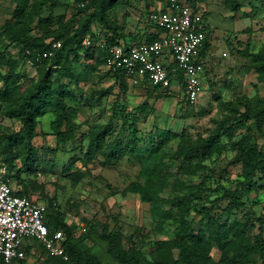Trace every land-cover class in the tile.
Returning <instances> with one entry per match:
<instances>
[{"label":"rangeland","instance_id":"374dc122","mask_svg":"<svg viewBox=\"0 0 264 264\" xmlns=\"http://www.w3.org/2000/svg\"><path fill=\"white\" fill-rule=\"evenodd\" d=\"M20 1L0 0V29L6 21L14 19V23L18 21L21 33L44 37L49 30L57 29L61 22L67 29L75 28L83 17V13H79L80 0H54L57 3H53V0H30L32 10H27L16 20L18 18L13 16ZM164 1L121 0L109 12V16L119 30L128 36L147 34L155 31L150 13L161 8ZM187 2L196 5L209 37L207 76L203 78L201 97L195 102L187 101L177 83L162 95H152L150 98H147L143 86H130L124 92L119 82L96 62V58L87 59L82 54L70 63L79 81L77 85L74 82L67 85L65 98V104L76 110V115L70 118V122L75 124L74 129L67 125L64 128L72 129L73 139L57 144L56 135L50 127L56 115L54 108L48 107L39 117L37 136L33 139L34 146L39 150L40 171L30 178L21 174L22 178L35 181L29 193L45 206L46 211L48 201L53 200L67 213V223L76 237L89 235L93 227L100 231L103 225H108L121 232L125 247L138 250L149 260L159 256L162 243L172 238L179 224L173 218L154 217L151 203L142 202L134 192L123 193L132 181L144 183L149 177L155 178L154 183L164 196L181 194L191 183L198 184L205 180L211 190L195 203L211 207L213 213L219 214L223 220L248 223L252 235L264 234V225L258 221L264 214V178L257 172L250 181L245 180L226 134L221 136V152L204 158L202 163L206 168L200 169L198 174L186 173L182 162L175 157V152L182 145L196 144L199 139L206 138L223 120L226 122L225 131L232 129L233 138L240 139L248 134L264 152V121L251 119L245 123V128L238 127L233 121H226L236 111L238 117L245 112L242 104L246 99L264 97V83L257 79L255 71L247 68L252 61L251 54L264 52V0ZM35 6L39 8L38 15L32 14ZM94 29L96 33H101L97 24ZM101 37H104L102 33ZM46 41L50 42L51 38H46ZM20 49L21 46L15 42L8 48L10 57L17 60L12 79L17 78L20 85L28 87L37 80L38 69L22 58ZM9 69V65L4 67V71ZM63 80L68 82L67 78ZM5 86L4 82L1 83L0 89ZM145 100L149 104V111L147 119L139 124L144 140L141 145L147 148L156 144L155 131L167 128L172 133L168 142L159 148L157 157L142 153L139 157L124 156L117 164L110 166H104L96 159L83 165L82 150L86 147L89 133L105 127L113 132V137L125 134L122 113L134 111ZM6 109L7 104L0 102V124L13 130L19 129V122L8 118ZM72 164L74 169L78 168L84 173V178L76 184L64 174L67 166ZM155 169L159 171L156 176L153 175ZM11 183L13 187H21L16 174ZM225 189H238L240 202L243 203L231 212L226 210L230 197L225 195ZM164 206L170 209L169 205ZM176 211L172 210L174 214ZM190 213L187 218L193 221L194 227L199 228L201 216L193 210ZM85 243L98 255L100 264H117L107 255L104 243H95L89 237H86ZM34 251L28 256L27 264H40L41 247H34ZM174 253L177 254V250ZM209 255L215 264H222L216 247H210Z\"/></svg>","mask_w":264,"mask_h":264},{"label":"trees","instance_id":"16d2710c","mask_svg":"<svg viewBox=\"0 0 264 264\" xmlns=\"http://www.w3.org/2000/svg\"><path fill=\"white\" fill-rule=\"evenodd\" d=\"M29 1H20L13 18L19 20L27 10H32L33 5H29ZM167 1H164L162 7ZM120 2L121 0H80L79 13H83V17L75 25V28L67 29L61 22L57 29L49 30L48 35L44 37L21 33L18 21L14 23V19L6 21L3 28L0 29V84L4 82L6 85L4 89H0V102L7 104L6 116L15 119L20 124V128L17 130L0 124V169L3 166L6 168L5 177L10 182L16 174L18 182L21 183V189L15 191L16 195L32 196L29 193V188L35 181H31L29 178L40 171L39 150L34 146L33 139L37 136L39 117L47 111L48 107H53L56 115L50 123V127L56 135L57 144L73 139L72 129H64L66 125L73 129L75 127V124L70 122V118L76 115V110L65 104L67 85L72 82L77 85L79 81L78 75L71 67V61L79 59L84 54L87 59L96 58L98 64L104 65L106 52L96 44L101 38V33L108 43H116L120 40L127 44L150 42L159 37L161 31L157 27L154 32L137 33L133 36H128L120 31L109 16V12ZM53 3L57 2L53 0ZM35 9L32 14L38 15L39 8L35 6ZM95 24L101 28L100 34L95 32ZM204 30L206 39L201 55L205 58L210 44L206 25ZM48 37L51 38L50 42L46 41ZM86 38L93 40L92 45L84 44ZM55 41H60L61 47L55 50L53 57L44 58L42 53L51 49L52 43ZM12 42L21 46L20 55L22 58L38 69L37 80L28 87L20 85L17 78L12 79V74L17 66V60L12 59L8 51ZM251 57L252 61L247 68L249 71H255L257 79L264 83V52L253 53ZM6 65L10 66L8 71H4ZM108 73L119 82L120 88L124 92L128 90L130 86L124 72L112 73L108 71ZM66 78L68 79L67 83L63 80ZM173 81L181 85L182 75L180 72ZM181 88L184 91L183 85ZM144 89L147 98L152 95L160 96L162 92L168 91H162L159 87H144ZM253 100L246 99L242 104L246 108L245 112L238 117L236 115L238 111H236L226 121H233L241 128H245V123L251 119H257L259 122L264 121V97ZM148 109L149 104L145 100L134 111L122 113L125 134L113 137V132L108 128L93 129L88 135L85 149L82 150L83 165L96 159L100 160L104 166H110L117 164L124 156L139 157L142 153L157 157L159 148L168 142L172 133L167 128L155 131L154 138L157 143L147 148L145 145H141L144 140L139 124L147 119ZM225 124L226 122L223 120L206 138L199 139L196 144L182 145L175 152V157L182 162L181 166L184 171L195 175L199 173L200 169H205L206 166L202 160L214 153L221 152L223 149L221 136L226 134L229 137L231 149L235 153V162L241 165V175L245 180L250 181L257 172H260L264 178V152L259 149L248 134L240 139L233 138L232 129L225 131ZM73 166V164L68 165L64 174L72 183L76 184L84 178V173L78 168L74 169ZM21 174L22 176L26 174L29 178H22ZM157 174L159 171L155 169L153 175ZM154 180L155 178L149 177L144 183L132 181L123 190V193L134 192L142 202H150L154 217L173 218L175 222H179L172 238L162 243L158 257L149 260L138 250L125 247L121 232L108 225H103L100 231L93 227L89 235L82 234L76 237L72 227L67 223V213L61 210L56 202L49 200L46 223L51 233L58 230L64 232L63 247L68 258L48 256L45 249L39 245L41 247L38 259L40 264H100L98 255L92 247L85 243L86 237L91 238L95 243H104L107 255L117 264H215L209 255L211 246L219 250L222 264H264V234L262 232L252 235L248 223L240 221L231 223L228 220H223L219 214L213 213L211 207L195 203L196 200L202 198L206 191L211 190L206 186L205 180L198 184L191 183L181 194L173 196L162 195ZM224 192L226 196L230 197L226 207L227 211L231 212L234 207L243 204L240 202L238 189H225ZM164 205H169L170 209H165ZM173 209L177 210L176 214L172 212ZM191 210L201 216L199 228L194 227L193 221L187 218V215H191ZM258 221L264 225V214L259 217ZM36 246L38 244L35 243L28 247V255L32 254V248ZM174 250H177V254L174 253ZM23 264H27V262L23 260Z\"/></svg>","mask_w":264,"mask_h":264},{"label":"built area","instance_id":"2783aa9c","mask_svg":"<svg viewBox=\"0 0 264 264\" xmlns=\"http://www.w3.org/2000/svg\"><path fill=\"white\" fill-rule=\"evenodd\" d=\"M150 21L161 31L150 42L108 43L104 37L99 38L96 44L106 52L103 66L112 73L124 72L129 86L159 87L162 91L174 87L173 79L180 72L182 82L178 86L183 85L184 97L190 102L197 101L204 91L207 56L201 55L206 24L196 5L187 0H168L164 7L151 12ZM92 43L91 38L84 40L86 46ZM60 47L61 42L55 41L42 56L51 58ZM5 175L3 166L0 169V264L27 262V249L35 243L45 249L46 255L67 259L64 232L51 233L45 206L32 196L16 195L19 188L13 187Z\"/></svg>","mask_w":264,"mask_h":264},{"label":"crops","instance_id":"0c3cea01","mask_svg":"<svg viewBox=\"0 0 264 264\" xmlns=\"http://www.w3.org/2000/svg\"><path fill=\"white\" fill-rule=\"evenodd\" d=\"M18 188V187H17ZM19 189H21V187H19Z\"/></svg>","mask_w":264,"mask_h":264}]
</instances>
